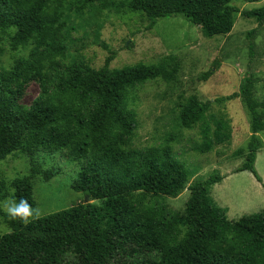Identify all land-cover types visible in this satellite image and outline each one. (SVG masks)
Instances as JSON below:
<instances>
[{"label": "trees", "instance_id": "trees-1", "mask_svg": "<svg viewBox=\"0 0 264 264\" xmlns=\"http://www.w3.org/2000/svg\"><path fill=\"white\" fill-rule=\"evenodd\" d=\"M261 1L128 0V8L145 15L152 26L183 15L204 37L215 38L229 36L240 14L263 26L264 7L241 11L233 5ZM62 2L0 0V35H10L14 50L33 47L10 70L0 68V162L16 152L26 156L30 175L10 185L17 202L23 198L34 208V180L49 182L58 174L45 170L37 157L66 153L72 161H84L73 190L86 199L27 223L0 209V223L6 219L11 228L0 236V264H61L68 254L76 264H264V210L231 221L210 197L225 177L190 183V172L171 147L132 148L137 123L128 107L130 92L151 81L172 82L178 68L140 64L112 70L113 56L99 70L61 66L66 53ZM213 75L210 71L202 80ZM34 77L42 85L39 98L32 107L18 106L13 89ZM259 82L247 76L238 93L216 102L240 99L249 112L251 136L233 153L242 159L233 174L249 172L262 183L255 167L264 132ZM212 106L197 96L179 105L182 126L199 130L202 143L196 150L201 154L214 146ZM5 190L0 183V194ZM185 191L190 198L183 210L159 203Z\"/></svg>", "mask_w": 264, "mask_h": 264}, {"label": "rangeland", "instance_id": "rangeland-1", "mask_svg": "<svg viewBox=\"0 0 264 264\" xmlns=\"http://www.w3.org/2000/svg\"><path fill=\"white\" fill-rule=\"evenodd\" d=\"M241 11H254L264 7L258 3L234 2ZM63 31L66 39L63 67L87 65L99 70L107 58L113 56L110 68L120 70L136 65L165 64L177 67L178 74L172 82L156 80L137 87L129 94L128 107L136 116L137 129L132 148L171 147L174 157L190 172V183L214 176L230 175L221 182L222 188L212 187L210 197L229 219L237 221L243 216L260 213L263 207L257 189L264 185V132L259 134L263 143L256 160V170L262 183L249 172L233 174L242 159L233 153L246 146L251 136V117L240 99L217 103L239 92L245 77L259 79L256 96L264 101V25L254 19L237 16L235 27L227 37L206 38L200 27L190 24L183 15L157 20L154 26L145 15L128 8V0H63ZM255 31L252 37L249 33ZM11 34V32H10ZM254 48L251 51L250 45ZM32 45L14 50L10 35H0V68L10 70L20 58L30 55ZM214 75L203 81L204 74ZM16 104L32 107L42 92L39 78L34 77L22 88H14ZM197 96L200 101L213 102V149L201 154L196 148L202 143L198 128L185 129L179 117V105L185 99ZM66 153L37 157L45 170L58 174L49 182L34 180V199L39 216L43 218L81 204L86 197L73 190L84 161L70 160ZM30 175L26 156L16 152L0 162V183L6 185L0 194V209L7 199L14 198L11 183ZM254 182L258 185H253ZM218 186V184H217ZM217 193H215L214 192ZM190 198L185 191L177 198L159 200L174 211L185 208ZM15 199V198H14ZM90 203H95L88 200ZM244 209V213L237 214ZM4 213H6L4 211ZM11 232L6 219H1L0 236ZM73 254L64 257L61 264H76Z\"/></svg>", "mask_w": 264, "mask_h": 264}, {"label": "clouds", "instance_id": "clouds-1", "mask_svg": "<svg viewBox=\"0 0 264 264\" xmlns=\"http://www.w3.org/2000/svg\"><path fill=\"white\" fill-rule=\"evenodd\" d=\"M3 210L12 218H19L27 223L30 219L39 216L37 209L31 208L28 201L21 198L17 202L14 198H9L3 203Z\"/></svg>", "mask_w": 264, "mask_h": 264}, {"label": "crops", "instance_id": "crops-1", "mask_svg": "<svg viewBox=\"0 0 264 264\" xmlns=\"http://www.w3.org/2000/svg\"><path fill=\"white\" fill-rule=\"evenodd\" d=\"M259 155H260V153L258 154V158H259ZM257 162H258V160H257ZM222 176H225L226 179H225L224 181H227V179H228V177H229L230 175H225V174H223ZM254 179H255V178H254ZM255 180H256V179H255ZM256 181H257V180H256ZM251 182L253 183V185L258 186V185L254 182L253 178H252V181H251ZM257 182H258V181H257ZM222 185H224V183H222L221 185L218 184V186L216 185V187H215L214 189H216V188H222ZM256 189H257V196L260 197L261 202H262V204L257 203V205L263 207V208H261V209L264 210V187H263L262 184H261V185H260L258 188H256ZM214 192H215V190H214ZM215 193H216V192H215ZM216 194H217V193H216ZM242 213H244V209H242L241 211H239L237 214H242ZM231 214H233V213L230 211L229 214H228V217H229V218H230ZM230 219H233V218H230Z\"/></svg>", "mask_w": 264, "mask_h": 264}, {"label": "water", "instance_id": "water-1", "mask_svg": "<svg viewBox=\"0 0 264 264\" xmlns=\"http://www.w3.org/2000/svg\"><path fill=\"white\" fill-rule=\"evenodd\" d=\"M86 203H88V201Z\"/></svg>", "mask_w": 264, "mask_h": 264}]
</instances>
